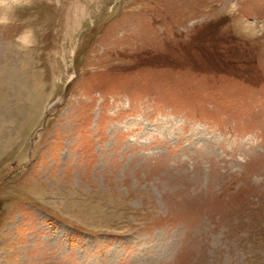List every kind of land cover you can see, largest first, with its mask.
<instances>
[{"label": "rangeland", "instance_id": "1", "mask_svg": "<svg viewBox=\"0 0 264 264\" xmlns=\"http://www.w3.org/2000/svg\"><path fill=\"white\" fill-rule=\"evenodd\" d=\"M5 2L0 264H264V0Z\"/></svg>", "mask_w": 264, "mask_h": 264}, {"label": "bare ground", "instance_id": "2", "mask_svg": "<svg viewBox=\"0 0 264 264\" xmlns=\"http://www.w3.org/2000/svg\"><path fill=\"white\" fill-rule=\"evenodd\" d=\"M2 72L3 76L7 74V70L0 67V74ZM20 73V71H17V75H13L16 84L12 88L16 94L17 103L7 107L6 100H1L0 102V160L17 146L21 136H23L28 127L27 124L32 118V113L30 112L33 105L32 95L31 93L29 95L26 94V80L23 74ZM8 78L9 75H5L7 81L9 80ZM1 85L3 88L2 81Z\"/></svg>", "mask_w": 264, "mask_h": 264}, {"label": "clouds", "instance_id": "3", "mask_svg": "<svg viewBox=\"0 0 264 264\" xmlns=\"http://www.w3.org/2000/svg\"><path fill=\"white\" fill-rule=\"evenodd\" d=\"M0 5H3L5 8H8L9 10L11 9L12 5L9 3H6L5 0H0ZM6 22L5 20H0V23Z\"/></svg>", "mask_w": 264, "mask_h": 264}]
</instances>
